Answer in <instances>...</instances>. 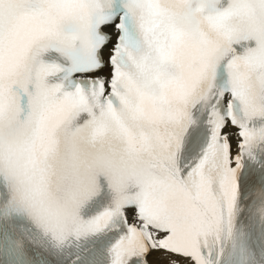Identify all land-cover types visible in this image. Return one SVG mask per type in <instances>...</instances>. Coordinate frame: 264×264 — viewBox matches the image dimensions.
<instances>
[{
    "label": "snow or ice",
    "instance_id": "1",
    "mask_svg": "<svg viewBox=\"0 0 264 264\" xmlns=\"http://www.w3.org/2000/svg\"><path fill=\"white\" fill-rule=\"evenodd\" d=\"M0 264H264V0H0Z\"/></svg>",
    "mask_w": 264,
    "mask_h": 264
}]
</instances>
